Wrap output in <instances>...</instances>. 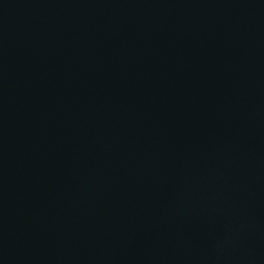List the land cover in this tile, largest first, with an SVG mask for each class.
<instances>
[{"label":"water","instance_id":"95a60500","mask_svg":"<svg viewBox=\"0 0 264 264\" xmlns=\"http://www.w3.org/2000/svg\"><path fill=\"white\" fill-rule=\"evenodd\" d=\"M0 264H264V0H0Z\"/></svg>","mask_w":264,"mask_h":264}]
</instances>
